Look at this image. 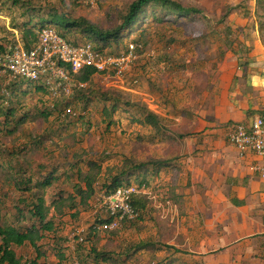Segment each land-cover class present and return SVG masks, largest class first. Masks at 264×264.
<instances>
[{
	"label": "rangeland",
	"instance_id": "rangeland-1",
	"mask_svg": "<svg viewBox=\"0 0 264 264\" xmlns=\"http://www.w3.org/2000/svg\"><path fill=\"white\" fill-rule=\"evenodd\" d=\"M132 1L31 0L42 13L54 7L57 12L72 19L83 17L103 29L120 25ZM179 1L185 6L201 8L203 14L196 19L174 17L175 21L168 22L149 18L140 30L125 38V43L132 41L131 38L134 37L143 43L142 51L137 52V58L125 72L123 87H117L132 102L129 106L120 105L116 112L107 116L103 112V103L95 95L87 105L85 99L76 100L73 104L76 115L69 114L65 117L59 98H52L41 90L35 92L34 87H30L25 94L19 92L14 97L18 100V116L23 110L32 113L24 124L14 129L12 123L4 125V117L0 116V163L9 158L8 151L28 146L19 153V157L14 155V158L28 171L27 175L34 178V183L41 181L53 168H59L58 174L66 170L69 163L76 160L77 154L102 164L98 191L89 208L83 209L76 218L70 214L62 218L59 236L67 246L66 264L77 259L76 248L80 245L76 242L77 233L87 238L90 226L98 218L109 217L107 210L101 207V181L118 171L124 157L145 160L149 157H166L167 152L171 151L170 143L154 135L155 131L150 126H145L137 119V116H141L142 108L137 104L147 105L157 114L168 110V106L173 113L181 110V102L193 100V97L205 91V84H208L206 81L218 79L220 64L228 59L225 55L227 50L242 48L247 41L244 33L250 32L252 35L256 27L252 19L255 0ZM28 15L20 6L10 2L0 3V49L1 46H14L20 42L21 34L13 28V24L27 20ZM244 22L245 25H242ZM68 37L72 40L84 39L81 32L68 33ZM243 48L247 51L249 47L245 45ZM112 49L117 48L114 46ZM246 58H249L248 54ZM228 60L229 63L234 62L230 58ZM6 82L7 77L0 75V102H3V106L9 105L12 97L1 96L3 89L7 87ZM111 84V79L95 76L85 89H103L112 87ZM209 87L210 84L207 88ZM54 104H57L55 108L52 107ZM43 108L51 112L47 119L42 115ZM79 114L83 119L78 118ZM170 120L169 125L172 127L177 121ZM39 138L43 141L34 143V139L38 141ZM81 166H85L84 161ZM174 175V172L162 171L160 175L151 178L148 193H144L147 203L140 215L120 223L117 230L114 228L111 232L100 228L102 231L97 241L102 250H111L113 253L127 249L141 240H163L172 249L164 248L153 254L139 251L128 260L102 264H159L158 262L174 253L182 261L175 264H206L196 262L188 245L183 244L188 235L184 234L188 223L182 224L180 221L182 217H187L183 214L187 200L184 197L183 207H180L169 198L167 192L174 184ZM32 189L30 193H22L12 182L5 180V175L0 170V225L13 220L16 204L25 207L32 205L33 193L37 188L33 186ZM61 189L72 190L64 178L44 189L48 204ZM89 241L86 239L80 251L87 252L92 247V241ZM173 246L181 251H174ZM18 251L27 256L33 253L29 245L18 248Z\"/></svg>",
	"mask_w": 264,
	"mask_h": 264
},
{
	"label": "trees",
	"instance_id": "trees-1",
	"mask_svg": "<svg viewBox=\"0 0 264 264\" xmlns=\"http://www.w3.org/2000/svg\"><path fill=\"white\" fill-rule=\"evenodd\" d=\"M2 2H10L12 5L20 6L25 12L29 13L28 19L23 22L14 23L13 28L17 29L20 42L27 48H33L39 41V32L47 27L54 26L58 32L68 40L83 44L92 42L98 50L107 51L114 54H119L126 49L125 38L140 30L149 18H154L156 21L168 22L175 21V18L184 16L189 18H200L203 14L201 8L194 6H185L179 0H133L129 5L126 14L123 16L122 22L117 27L111 29H103L91 23L85 18L72 19L64 13L57 12L55 8L48 12H43L36 8L31 0H0ZM231 11L229 10V13ZM249 13V12H248ZM255 20H253L254 31H258L261 41L264 43V0H255ZM36 27V28H34ZM253 31V32H254ZM81 32L82 40H72L68 37V33ZM247 33V32H245ZM247 41H251L246 46L252 48V35L250 32L246 35ZM133 41L140 42L138 38H131ZM116 46V50L112 48ZM6 46H1V51H4ZM96 69L92 66H87L81 69L74 75L76 81L73 83L72 93H63L59 97H55L45 85L44 81H26L22 79L15 80L7 85L8 92H2L4 98L11 97V102L7 106H3L0 102V116L4 117L3 124H13L14 129L24 124L31 115V112L23 110L18 116V104L14 97L19 95V92L25 94L30 88L36 92L41 90L44 94H50L52 98H59L63 106V113L66 109L74 108L76 100H86V105L96 95L97 99L103 103V112L105 115H110L116 112L120 105L129 106L132 102L125 97L124 91L116 87H108L103 89H85L86 86H81L79 83L89 84L96 76ZM57 104L52 105L53 108ZM141 108L140 115L137 119L145 126H150L154 131V135H158L161 139L171 140L173 134L164 124L161 116L150 109L147 105L137 104ZM47 119L51 112L46 108L42 110ZM264 117V110L253 111ZM61 115V113H60ZM67 117L69 114H63ZM76 115V114H75ZM83 117V116H82ZM81 114L79 119H83ZM12 119V120H11ZM11 120V122H10ZM112 122L109 123L111 125ZM11 131V130H10ZM46 137V136H45ZM34 139V143L39 144L43 141ZM33 141L30 143L32 145ZM38 147L37 145H34ZM22 149L10 150L7 152L9 158L0 163V170L5 175V180H9L14 184V187L21 190L22 193H30L32 187H36L37 191L33 193L32 205L28 207L16 204V212H14L13 220L7 222L6 225H0V264H52L51 259L56 258L55 264H63L67 260L65 252L66 245L59 236V228L62 225V218L67 214L76 218L83 209H88L91 200L98 191L97 185L100 183V175L102 173V164L92 158H85L76 155V160L69 163V167L58 174L59 168H53L44 175L41 181L33 182V177L27 175V170L22 164L15 161L14 155L19 157ZM12 157V158H11ZM178 158L168 157H149L145 160L124 157L122 164L117 172L109 175L99 186V191L102 193L113 192L119 186L135 183L139 186L140 191L133 195L132 203L140 215V211L147 203L144 189L150 186L151 178L160 175L162 171L174 172V184L168 190V196L173 202L180 205L183 204L184 196L178 192L179 175L181 165L177 162ZM84 161L85 166H81ZM64 178L72 190L61 189L53 195L51 203L48 204L44 189L52 186L56 181ZM134 180V181H133ZM26 201V200H25ZM24 201V202H25ZM72 220H75L73 219ZM111 217L98 218L95 223L90 226V233L85 241L92 242V247L87 252L80 251V243L77 250V259L82 263L87 264H102L103 262L119 260H128L135 256L139 251L154 253L164 248H171L163 240H141L136 244L128 246L127 249L113 253L111 250H102L97 242L100 237V226L106 222H110ZM131 220L126 218L122 222ZM121 222V223H122ZM106 231H113L105 229ZM115 230H117L115 228ZM29 245L33 249L31 256L20 254L18 248ZM172 249V248H171ZM174 251L179 252L178 248L173 246ZM174 253V252H173ZM182 262L180 257L170 255L158 262L159 264H175ZM82 263V264H83ZM85 263V264H86Z\"/></svg>",
	"mask_w": 264,
	"mask_h": 264
},
{
	"label": "crops",
	"instance_id": "crops-1",
	"mask_svg": "<svg viewBox=\"0 0 264 264\" xmlns=\"http://www.w3.org/2000/svg\"><path fill=\"white\" fill-rule=\"evenodd\" d=\"M243 47L227 50L226 58L234 62L221 63L218 79L204 80L205 91L181 102V110L173 113L168 106L158 112L173 134L164 140L171 149L165 156L181 165L178 192L187 200V217L180 222L188 223L183 244L196 262L206 264H264V180L253 168L258 157L241 156L229 140L235 124H248L259 115L253 111L264 110L259 32H253L249 52ZM170 119L177 121L172 127Z\"/></svg>",
	"mask_w": 264,
	"mask_h": 264
},
{
	"label": "built area",
	"instance_id": "built-area-1",
	"mask_svg": "<svg viewBox=\"0 0 264 264\" xmlns=\"http://www.w3.org/2000/svg\"><path fill=\"white\" fill-rule=\"evenodd\" d=\"M142 48L143 43L132 40L126 42L124 51L114 54L98 50L92 42L76 44L62 36L54 26H47L39 32V41L33 48L27 49L19 42L0 50V75L7 77V85L18 79L44 81L50 92L59 97L63 93L71 94L76 81L74 75L84 67L92 66L96 69V76L111 79L112 87H123L125 72ZM79 85L86 86V83ZM3 91L8 92L6 87ZM64 114L75 115L76 112L69 107ZM229 140L241 156L252 152L258 157L253 168L264 180V117L256 115L248 124H235ZM139 191V186L132 183L103 193L101 207L107 210L111 220L100 228L111 230L126 218L132 220L139 216L132 203L133 195ZM143 192L148 193L147 189ZM84 241L85 237L77 233L76 242ZM72 264L82 263L75 259Z\"/></svg>",
	"mask_w": 264,
	"mask_h": 264
}]
</instances>
